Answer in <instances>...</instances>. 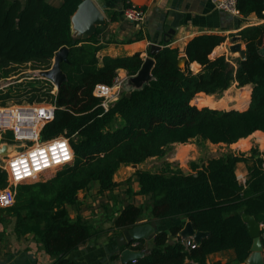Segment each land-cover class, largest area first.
Returning a JSON list of instances; mask_svg holds the SVG:
<instances>
[{"label": "trees", "instance_id": "1", "mask_svg": "<svg viewBox=\"0 0 264 264\" xmlns=\"http://www.w3.org/2000/svg\"><path fill=\"white\" fill-rule=\"evenodd\" d=\"M83 1L53 5L47 0H0V69L32 63L35 70H48L57 52L69 49L68 62L61 64L66 80L57 96H51L57 107L55 118L44 128L42 138L66 135L74 162L46 181L18 186L15 204L5 209L15 218L17 236L34 235L54 258L52 264H77L70 255L100 234L81 215L72 219L69 207H78V194L94 183H99L101 192L113 191L121 166L143 165L164 157L174 145L194 140L232 145L264 134V25L238 33L246 46L244 60L211 59L215 48L226 41L225 36L215 34L196 36L187 44L183 67L178 66L179 48L166 44L154 55L149 52L155 62L151 79L142 88L121 94L106 111L102 99L93 95L94 88L112 86L119 70L136 76L144 59L139 53L100 59L99 30L87 40L77 38L72 17ZM124 7L132 5L125 0ZM237 8L244 17L254 14L264 20V0H238ZM125 10L123 14L109 12L110 21L125 15ZM141 38L139 34L137 39ZM194 62L201 66L198 73L190 69ZM235 84L237 88L252 86L246 110H219L215 105L199 108L194 101L201 93L221 97ZM239 163L248 165L245 185L237 179ZM189 167L191 172L185 173L166 162L161 172L137 170L140 190L136 194L151 199L149 213L126 204L111 230L120 236L141 224L173 218L182 222L159 231L147 251L142 247L146 241L134 242L139 243L135 250L144 255L127 264H223L209 263L208 257L228 250L242 264L251 255L254 238L242 215L264 226V153L256 149L249 157L227 153L210 158L203 166L190 162ZM7 181L8 174L0 167L1 190ZM185 220L196 231L209 233L192 250L186 249L179 236ZM261 234L264 249V227Z\"/></svg>", "mask_w": 264, "mask_h": 264}, {"label": "crops", "instance_id": "2", "mask_svg": "<svg viewBox=\"0 0 264 264\" xmlns=\"http://www.w3.org/2000/svg\"><path fill=\"white\" fill-rule=\"evenodd\" d=\"M47 1L53 5H60L63 0H57V2L54 0ZM101 1L103 4L101 9L106 24L97 29L100 32L98 36V42L101 46V50L98 54L100 59L106 56L116 58L133 56L139 53L145 61L147 58H150L149 52L152 44L160 45L161 49H163L166 44H169L170 47L179 48L180 53L185 54L187 44L194 37L204 34H215L225 36L226 41L215 48L210 56L211 59L226 56L244 60L246 58V46L241 41V37L238 33L249 26L264 25V20H259L254 14L249 17H244L241 14L232 15L219 11L212 4L211 0H128L132 6L142 8L145 11L146 16L144 21L141 23L130 22L125 18V15H120L116 21L111 22L109 12L123 14L125 10V0ZM174 14L182 15V19L179 27L176 29L175 35H173L172 39L166 43V27L173 23ZM139 34L142 35L141 39H137ZM235 47L239 48L236 49ZM261 51L264 55V47L261 48ZM190 69L194 73H198L201 70V66L194 62L190 64ZM118 74L121 76L128 75L125 70H119ZM147 82L148 81L146 80L139 85H135L134 83H131L130 79L124 85L123 89L128 90L129 86L137 87L135 89H140ZM232 87H237V85L235 84ZM245 88L250 90V98L252 86L249 85L239 89L243 90ZM200 95L207 96L203 93ZM246 99V102L242 100V104L248 102L247 107H249L248 98ZM257 136L262 137L264 142V134H258ZM247 142H249V140H243L239 142V144L243 145ZM207 143L213 146L215 145L210 142ZM217 145H224L232 148L238 145V142L232 145ZM233 153L235 154L234 151ZM241 155H244L245 157L250 156V154L247 153ZM144 166L145 164L121 166L114 177L116 187L111 192H101L99 183L92 184L89 189L81 191L78 194L77 198L79 204L77 208L84 209V207L90 203L92 206L96 205L102 199H107L108 197L109 201L107 200V202L109 203V206L111 205V208H118L116 206V199H125L124 206L126 204H134L137 207H142L143 199L149 197L136 194L140 190L136 172L139 169H145ZM179 167L185 173L191 172L190 168L187 172L182 166L179 165ZM236 175L239 183L243 185L249 178L248 165L246 163H239L236 168ZM75 208L76 207L74 206L69 207V209L73 210V212L69 211L72 219H75L79 214L85 220H89L87 219L89 214L87 211H81L83 213H80L77 212ZM0 220H2V222H0V264H52L54 262V258L46 253L43 245L35 240L34 235L29 234L27 236H17L14 231L15 218L5 221L4 216L0 214ZM180 221L181 220L178 218H173L166 221L155 222L153 224L157 225L158 231H168L172 226L181 223ZM143 222H146V219ZM187 222L189 221L185 220L184 226ZM260 225L262 230L264 226L262 224ZM111 227L112 226H110V228ZM95 228L100 232L98 227L95 226ZM118 237L117 233L111 229H108L106 234L100 232L97 237H94L90 242L73 252L69 258L77 264H123L121 257L123 249L119 248L116 242ZM174 240L175 239L171 238V242ZM151 246L152 241H146L142 244L144 251L149 250ZM125 249L139 252L128 246ZM114 255L119 257L117 259H112ZM208 262H222L223 264L231 262L232 264H237L236 255L233 250L214 253L208 257ZM242 264H264V250L260 252H252L247 261Z\"/></svg>", "mask_w": 264, "mask_h": 264}, {"label": "built area", "instance_id": "3", "mask_svg": "<svg viewBox=\"0 0 264 264\" xmlns=\"http://www.w3.org/2000/svg\"><path fill=\"white\" fill-rule=\"evenodd\" d=\"M211 2L219 11L232 15L240 14L237 8L238 0H211ZM145 16V11L139 7L132 6L125 10V18L130 22L141 23ZM131 78L128 75L117 74L112 86L97 85L93 95L102 99V106L108 111L120 98L124 85ZM57 91H59L58 87ZM57 93L52 95L56 97ZM56 109L54 102L0 105V149L3 146L19 149L10 153L7 148L9 153L6 156L0 155V167L8 174L6 188L0 189L1 207L10 208L15 204L18 186L46 181L61 169L73 164L75 156L66 135L61 134L46 140L42 138L44 128L55 118ZM182 241L187 250L197 247L192 239H182ZM138 246L139 243H133L130 248L134 250Z\"/></svg>", "mask_w": 264, "mask_h": 264}, {"label": "rangeland", "instance_id": "4", "mask_svg": "<svg viewBox=\"0 0 264 264\" xmlns=\"http://www.w3.org/2000/svg\"><path fill=\"white\" fill-rule=\"evenodd\" d=\"M54 1L57 2V0ZM53 62L54 59L52 60L51 68ZM35 68H37L35 64L28 63L0 69V105L10 106L32 104L30 103L31 99H34L36 104H49L53 102L51 96H53V93L56 94L58 92L57 86L44 76V72L47 70H35ZM135 88L137 87L129 86L128 90L123 89L122 94L129 93ZM249 91L248 88L240 90L237 87H232L221 97L197 95L194 101L201 106L199 108H202L205 105H215L218 106L216 109L219 110H244L247 106L241 107L243 106L242 100H244V94L247 92L249 93ZM196 103L194 102L193 104L198 107ZM17 149L18 148H16V150ZM255 149L264 153V142L262 137L256 135L251 136L249 142L244 143L243 145L238 143V145L232 148L224 145L213 146L207 142L201 143L198 140H194L188 144H177L170 147L164 157L148 160L145 163L144 168L152 172H161L164 168V164L170 162L174 164V166H182V168L188 172L190 162H198L200 166H203L210 158L233 153V151L235 152V155L246 153L251 154V151ZM8 150L10 153L16 151L14 147L8 148ZM47 177L49 176L47 175ZM108 198L102 199L99 203L93 206L90 203L84 207L85 210L77 207L75 208V210L80 213L87 211V213H89L87 217V219H89L88 221L98 227L100 232L104 234H106L108 229H111L110 226L113 225L114 219L118 216V212L122 210V207L125 204V199H116V206L118 208H111V205L109 206V203L107 202V200L109 201ZM142 202L145 214L148 215V207L151 204V199H143ZM5 209L6 208L0 206V214L4 216L5 221H9L13 217L9 216ZM69 211L73 212L72 209H69ZM144 218L146 219V217H143V219ZM180 222H182V220Z\"/></svg>", "mask_w": 264, "mask_h": 264}, {"label": "water", "instance_id": "5", "mask_svg": "<svg viewBox=\"0 0 264 264\" xmlns=\"http://www.w3.org/2000/svg\"><path fill=\"white\" fill-rule=\"evenodd\" d=\"M102 7L103 4L101 0H84L82 2L72 17V28L77 38L87 40L97 32L98 27L104 26L106 24V20L101 9ZM173 17V23L166 27V43H168L172 39V36L175 35L176 29L179 27L180 21L182 19V15L180 14H174ZM235 48L237 49L239 47ZM160 50V45L152 44L150 46L151 55L156 54ZM68 54L69 49L66 47L59 50L54 58L52 68L44 72V76L55 83L58 89L66 80L65 74L61 70V64L68 62ZM186 62L187 56L181 54L178 60V66L183 67ZM154 63L155 62L152 58H147L138 74L131 78V83L139 85L143 81H149L151 79V71ZM7 148V146H3L0 149L1 156H6L9 153ZM242 217L248 227L249 232L254 238L252 252H260L264 250L261 241L262 234L260 223H258L254 217H251L247 214H243ZM158 232L157 225L149 223L141 224L134 228L124 230L122 234L116 239L118 247L123 249L121 253L123 264L135 262L144 255L142 252H133L130 249H125L128 245L138 241H152ZM208 235L209 233L207 232L196 231L190 221L186 223L184 228L179 233V236L183 240L192 239L197 244V246L201 245L202 240Z\"/></svg>", "mask_w": 264, "mask_h": 264}, {"label": "bare ground", "instance_id": "6", "mask_svg": "<svg viewBox=\"0 0 264 264\" xmlns=\"http://www.w3.org/2000/svg\"><path fill=\"white\" fill-rule=\"evenodd\" d=\"M245 96H244V102H246V98H248V101H250V98H249V93L247 92V93H245L244 94ZM248 103V102H247Z\"/></svg>", "mask_w": 264, "mask_h": 264}]
</instances>
